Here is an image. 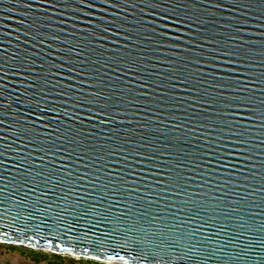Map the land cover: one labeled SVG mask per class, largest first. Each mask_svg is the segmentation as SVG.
<instances>
[{
  "label": "water",
  "instance_id": "95a60500",
  "mask_svg": "<svg viewBox=\"0 0 264 264\" xmlns=\"http://www.w3.org/2000/svg\"><path fill=\"white\" fill-rule=\"evenodd\" d=\"M89 2L97 7H85L77 0L68 3L55 0L56 7L38 0H21V3L20 0H0V76L3 77L0 78V85H3L0 87V121H3L0 123V145L8 146L0 147V152L4 153L0 155V161H4L0 166V223L4 227L0 231L9 233L8 236L0 234V243L52 253H56L53 248L59 244L79 251L58 252V255H72L107 264H191L182 253L191 254L196 249L210 246L214 252L209 258L211 264H264V129H250V146L245 145L248 150L243 155L251 158L241 159L234 172L229 170L231 175L217 172L205 176L203 166L193 168L189 163L195 154L207 150L205 138L212 129L203 125L215 123L216 112L213 109L221 107L220 104L202 101L219 99L217 92L224 96L234 94L231 89L215 88L214 85L222 81L215 80L211 74L219 72L243 79L255 71L256 76L252 77L248 86L264 88V84L257 82V77L264 80V0H155L160 5L156 8L151 6L150 0H112L116 7L101 0ZM27 4L32 7L24 6ZM166 9L170 11H164ZM88 12L95 15H85ZM163 15L183 23L172 24L170 30L161 29L159 24L169 23L160 19ZM89 20L111 31L102 32L89 25ZM151 21H156V24ZM153 28L157 32L170 31L172 37L182 38L167 40L161 46L154 41L164 38L157 36ZM224 52L239 55L225 56ZM213 57L219 59L213 60ZM229 60L244 63H225ZM126 62L147 71L125 74L129 72L124 69ZM13 64H23V68L28 70L22 75H14L20 69ZM213 64L239 71H221L220 68H213ZM169 68L172 70L169 71ZM198 68L204 71L199 78L200 83L195 85L199 92L188 91L187 88L193 85L186 88L181 81H172L178 86L169 87V76L187 74ZM33 78L46 79L50 83L43 85ZM31 84L36 87H27ZM61 84L72 85L75 95L88 99L94 98L91 93H103L112 102V107L119 109L115 113L118 122L92 127L94 122L86 120L84 125L73 123L60 113V120L55 124L52 120L43 121L52 127L41 128V132L47 131L56 136L59 135L54 131L57 127L77 130L85 127L91 130L96 141L89 147L98 155L123 148L125 155L139 152L144 156L161 157L152 162L160 165L152 168V172L167 171L176 165L185 166L183 174L195 177L188 192L193 194L194 200L201 202L199 211L189 215L182 203L186 197L163 192L166 182L153 183L164 181L163 176L148 175L145 171L143 175L148 176V183L142 179L135 183L137 175L119 155L109 158L107 169L100 163L86 167L88 160L85 158L78 165H72V168L79 167V171H73L70 177L64 176L57 187L49 183L51 177L45 180L42 176H35L33 179L23 168L14 167L21 163L17 156L32 153L30 158L38 164V158L43 155L34 144L14 134V127L34 119L29 115L33 109L29 107L28 100L38 99L40 89H44L50 103L55 100L57 106L70 112L92 115L86 110L90 107L86 105V100L76 101L74 96L58 95L67 91L60 87ZM143 84L150 87H141ZM130 88L131 91L128 90ZM209 92L212 96L207 95ZM253 95L264 99V92L258 91ZM104 96L96 99L103 102ZM63 100H69V103L64 104ZM76 103L86 107L75 108L73 105ZM169 129L176 131L179 139L170 140ZM114 134L116 139L112 140ZM212 135L215 137L217 133L212 132ZM101 144L112 147L101 148ZM57 163L61 161L57 160ZM28 167L33 173L43 171L34 165ZM133 167L139 170L145 165ZM112 170L129 173L117 183L127 182L129 188L135 190L113 189L106 175ZM83 173L90 175L81 180L78 177ZM98 176L100 181L96 180ZM89 181L97 184L95 190L89 187ZM101 183L104 187H100ZM201 185L204 187L201 188ZM78 196L87 200L89 206L94 205L102 211L122 210L127 218V227L154 240L160 248L153 246L152 250L162 254L152 256L148 251L141 258L127 245L92 248V239L78 240L73 235L57 238L51 233L45 235L43 225L35 234L30 233L29 238H25L20 230L7 226L5 218L12 220L15 217L20 221L24 217L39 220L47 216V222L51 223L57 214L68 217L65 223H70V213L75 207L71 202ZM66 199L69 204H65ZM83 200L79 202L83 203ZM90 215V212L87 213L74 226L79 227ZM106 223L102 221L90 231L102 228ZM14 232L23 243L14 242L15 237L11 235ZM112 236L116 241L121 240L118 230L113 231ZM49 239L53 241L52 245L47 243ZM147 239L143 242L151 244L152 241ZM238 240L244 243L238 245ZM85 246L89 247V252L83 254Z\"/></svg>",
  "mask_w": 264,
  "mask_h": 264
},
{
  "label": "snow or ice",
  "instance_id": "6c2138e0",
  "mask_svg": "<svg viewBox=\"0 0 264 264\" xmlns=\"http://www.w3.org/2000/svg\"><path fill=\"white\" fill-rule=\"evenodd\" d=\"M40 3H48L53 7H56L55 0H38ZM66 3L70 2V0H65ZM78 3L84 5L88 8H96V4L90 3L89 0H77ZM102 3L108 4L111 7H116L115 4L112 3V0H101ZM21 3V0H20ZM151 6L156 8L160 7L155 0H150ZM26 7L31 8V4L24 5ZM75 11H82V9H74ZM100 11H107V9H99ZM170 11V10H164ZM88 16H94L95 14L92 12L85 13ZM152 15H157V13H152ZM175 15V13H174ZM74 19H79L78 17H74ZM99 19L105 20L104 17H100ZM161 20L169 21V23L159 24L158 27L165 30H170L172 24H182L183 21L176 19L172 20L168 15L160 16ZM20 23H24V21H20ZM89 25H93L95 28H99L102 32H110L111 30L104 27L102 24H95L93 20L87 21ZM151 23L156 24V21H151ZM180 31V29H176ZM153 32L156 33L157 36L163 37L164 39H158L154 41L155 43L163 46L167 40L171 39H181L182 37H172L170 35V31H160L157 32L156 28L152 29ZM120 33H116L119 35ZM106 39V37H104ZM172 47H179L178 45H172ZM225 56H235L239 55L235 52H224ZM213 60L219 59V57H213ZM197 64L201 63L200 61H196ZM225 63H244L243 61H234L229 60L225 61ZM13 67H18L20 70L14 72V75H22L23 71H27L28 69L23 68V64L17 66L16 64L12 65ZM57 67H63V65H58ZM213 68H220L221 71H229V72H238L239 69H224L220 64H213ZM254 67V66H251ZM124 69H128L129 72L125 74H130L132 71H147V69H138L132 63L126 62L124 64ZM69 71H76V69H68ZM172 69L169 68V71ZM2 71V68H0ZM118 71H122L118 69ZM54 75H60V73H55ZM204 75L203 69H196L194 72H188L187 74L181 75H173L169 76V87L176 88L178 85L175 83H171L172 81H181L183 85L187 88L188 85H193L191 88H187L188 91H196L199 92L200 89L195 87V85L200 83V77ZM215 80L222 81L219 84L214 85L215 88H227L231 89L234 93L230 96H224L223 93H216V96L219 99H211L204 100L202 103L207 104H220L221 107L213 109L216 112L215 123H205L203 127L212 129V132H216L217 135L213 137L212 132H209L205 138V147L206 151L199 152L195 154L194 158L189 162L193 168L203 166L206 171L204 172L205 176H211L216 174L217 172L226 173L231 175L229 172L231 169L233 172L236 170L238 162L241 159H250L251 157H245L243 153L247 152V148L245 145L250 146V129L253 127H259L264 129V99H261L253 93L255 92H264V88H256L249 87V82L252 80V77L256 76V72H250L243 79L241 76H224L219 72H215L211 74ZM264 75V73H262ZM159 78V74H157ZM0 78H3L0 76ZM37 79L38 83L43 85H48L50 82L46 79ZM68 79H72V77H68ZM226 81H231V83H226ZM257 82L260 84H264V80H260L257 77ZM211 84V82H208ZM3 87V85H0ZM27 87L35 88V84L28 85ZM60 87L66 88L67 91L59 92L58 95L65 97H75L76 101L86 100L87 107L86 110L92 115L84 116L81 112H70L65 108L57 106V102L52 100L50 103V98L44 94V89H40L41 95L36 100H28L29 107L33 109L29 113V115L33 116L32 120H25L23 124L18 127H14V134L21 138V140H27L28 142L34 144L37 149L43 153L38 159L39 163L34 164V161L30 158L32 153H26L24 156H17V159L21 161L20 164L15 165L17 169L23 168L24 172H27L29 175L33 176H42L45 180H48L49 177L52 179L49 181L52 187L59 186V182L63 180L64 176H71L73 171H79V167L72 168V165H78L79 162L85 160L87 158L88 163L85 165L86 167H93L97 163H100L101 166L105 169L109 167L108 160L110 157L114 155H119L121 160L124 161L125 165L132 170L138 177L135 183H139L142 179L144 183H148V176L143 175L145 171L148 172V175L153 176H163L165 178L164 181H153V183H165L166 187L162 188L163 192L169 193L171 196H181L186 197V199L182 200V203L187 207L188 214L192 215L197 213L201 207V202L193 199V194L188 192V188L191 186V181L195 179L193 176L184 175L185 166L176 165L174 167H169L167 171H158L152 172V168H158L160 165L152 163L153 161L161 159V157L156 156H144L142 153H132L130 155L124 154V149L119 148L118 150L108 151L105 155H98L96 151H94L89 146L94 145L95 138L92 136L91 130L86 129L85 127H81L80 129L68 128L65 127L63 129L57 127L54 129L59 135L53 136L50 132H41L40 129H48L52 127V125L45 124L43 121L52 120L55 124L60 120V113H63L64 116L69 117L73 123H79L84 125L85 121L94 122L92 127H97L98 125H110L118 122V116L115 115L119 109L112 107V102L109 100L107 96H104L101 92L91 93L90 95L94 98L88 99L84 96L75 95L73 93L72 85H63ZM141 87L148 88L150 85L143 84ZM131 91L132 89H128ZM207 95L212 96V93L209 92ZM104 96L103 102L96 97ZM174 98V96H173ZM62 103L67 104L69 100H63ZM86 105H82L79 103L74 104L75 108H84ZM43 113H52L55 115H45ZM3 123V121H0ZM223 133V134H221ZM172 138L179 139L176 135V131L169 129V139ZM2 139V138H0ZM112 140L116 139V135L114 134L111 137ZM0 147H8L7 145H0ZM111 145L109 144H101V148H109L111 149ZM19 151V150H15ZM3 152H0V155H3ZM137 157H141L137 159ZM57 160L61 161V163H57ZM63 161H69L70 163H63ZM170 164L171 162L168 161ZM4 161H0V166H3ZM29 165H34L36 168H40L43 171L39 173H33ZM134 165H145V168L135 169ZM214 165V167H213ZM99 171V169H96ZM189 170H192L191 168ZM127 172L121 171H108L106 173L109 181V185L113 188H123L125 191H133L135 189L129 188L127 182L122 184H118L117 181H122L125 175H128ZM90 175V173H83L78 178L83 180L86 176ZM97 181L101 180V177H96ZM89 187L93 190L97 187V184L93 181H89ZM100 187H104V184L101 183ZM201 188L204 185L200 186ZM197 195L199 192L196 193ZM91 199H94L91 198ZM115 199V197H113ZM83 200V197H77V200L72 201V204H75L72 212L70 213L71 222L65 223L68 217L61 216L59 214L56 215V218L52 220L51 223H48V217L45 216L39 220L35 218L24 217L23 220H16L15 217L12 220L7 221V226L9 229H18L20 230L25 238H29V234H35L37 229L40 228L41 225L44 226L43 230L45 235L51 233L55 235L57 238L59 237H67L68 235L75 236L79 239H92L93 244L92 248L102 247H113L117 245H127L137 252L138 255L143 258L148 254V251L151 252L152 256H159L162 252H157L152 250L153 246L155 248H160L159 244H156L154 240L147 239L139 232H134L132 229L127 227V218H125V213L122 210L108 211V209L96 208L94 205L89 206L87 200H83V203L79 201ZM65 204H69V201L66 199ZM127 207V205H125ZM111 207V205H109ZM91 213V215L83 220V223L79 225V227H75L77 221H79L82 217H84L87 213ZM102 221H107L106 224L102 228H95L94 231H90V229L94 228L96 224L101 223ZM4 224L0 223V228H3ZM118 230L121 234V240L116 241V238L112 236V232ZM130 233V234H129ZM0 234L4 236H8V231H0ZM91 234V235H89ZM13 237H15L14 242L23 243V240L14 232L11 233ZM155 235V233H153ZM152 241L151 244L144 243L145 240ZM29 242L31 240L29 239ZM49 245L53 244L51 239L47 240ZM244 241H237V244H243ZM147 250V251H146ZM243 250V249H242ZM53 251L58 252H75L79 251V249L75 248H65L59 244H55ZM89 252V247L85 246L83 248V254ZM214 255L211 247L199 248L195 251H192L191 254L185 252L182 253V256L185 260L190 261L191 264H211L209 258ZM99 259L100 257L97 256ZM54 264H80V262H69L65 258H58V260L54 261Z\"/></svg>",
  "mask_w": 264,
  "mask_h": 264
},
{
  "label": "rangeland",
  "instance_id": "374dc122",
  "mask_svg": "<svg viewBox=\"0 0 264 264\" xmlns=\"http://www.w3.org/2000/svg\"><path fill=\"white\" fill-rule=\"evenodd\" d=\"M18 256L23 260L25 264L35 263V264H54V261L58 258H65L69 262L75 261L80 262V264H107L98 261L78 259L74 257H66L64 255H58L52 252H41L39 250H31L25 247H13L7 245H0V257H11ZM0 264H14L11 258L5 260V262L0 261ZM23 264V263H22Z\"/></svg>",
  "mask_w": 264,
  "mask_h": 264
},
{
  "label": "bare ground",
  "instance_id": "6f19581e",
  "mask_svg": "<svg viewBox=\"0 0 264 264\" xmlns=\"http://www.w3.org/2000/svg\"><path fill=\"white\" fill-rule=\"evenodd\" d=\"M0 245H5V244H1L0 243ZM39 251H41V252H50V251H46V250L45 251L44 250H39ZM64 256H66V257H73L72 255H66V254ZM8 258H11L13 260V263L14 264H22V263L25 264L23 262V260L20 259L18 256H11V257H6V258L5 257H0V261L5 262V260L8 259ZM74 258L83 259V258H80V257H74ZM108 264H111V263H108Z\"/></svg>",
  "mask_w": 264,
  "mask_h": 264
},
{
  "label": "flooded vegetation",
  "instance_id": "af4514ba",
  "mask_svg": "<svg viewBox=\"0 0 264 264\" xmlns=\"http://www.w3.org/2000/svg\"><path fill=\"white\" fill-rule=\"evenodd\" d=\"M30 264H33V263H31V262H29ZM35 264V263H34Z\"/></svg>",
  "mask_w": 264,
  "mask_h": 264
}]
</instances>
